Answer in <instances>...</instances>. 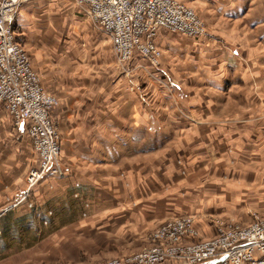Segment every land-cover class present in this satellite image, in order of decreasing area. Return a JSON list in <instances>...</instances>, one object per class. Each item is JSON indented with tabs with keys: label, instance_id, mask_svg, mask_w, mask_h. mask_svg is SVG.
I'll return each instance as SVG.
<instances>
[{
	"label": "crops",
	"instance_id": "obj_1",
	"mask_svg": "<svg viewBox=\"0 0 264 264\" xmlns=\"http://www.w3.org/2000/svg\"><path fill=\"white\" fill-rule=\"evenodd\" d=\"M183 1L204 18L208 35L193 39L162 31L158 44L164 53L163 65L152 68L149 61L137 58L144 66L135 71L143 74L142 93L133 91L119 65L110 69L111 40L92 23L86 34L100 51L58 57L46 52L33 55L34 68L60 100L54 120L65 146L66 181L72 191L82 195L71 203L66 201L72 204L65 206L71 220L94 221L117 212L118 216L110 219H145V226H153L156 219L165 217L156 216L152 208H146L149 216H141L139 199L127 195H95L108 177L99 173L114 171L118 181L126 175L131 185L160 189L187 186V181L193 184L188 173H210L212 159L218 161L237 150L264 157V0ZM49 6V0H39L20 7L15 20L18 36L29 26L38 31L39 16H44ZM18 39L26 48L27 43ZM159 79L167 83H157ZM33 151L23 129L17 132L11 116L0 111V217L6 219L20 209L29 213L27 228L8 229L3 237L25 235L28 229L36 234L42 220L48 224L57 218L54 207L50 214L44 211L42 215L36 205L34 212L26 203L5 205L7 198H19ZM199 163L201 166H196ZM237 172L246 177L244 170L227 171L229 176ZM52 182L50 189L63 188L58 180ZM46 188L42 184L35 187L33 200H39ZM184 215L190 214L180 216ZM197 224L201 237L214 235L213 225L212 234L204 236L201 224ZM93 231L98 232L91 227L89 232ZM5 243L3 250H11ZM100 249L95 255L107 257L127 251L112 245Z\"/></svg>",
	"mask_w": 264,
	"mask_h": 264
},
{
	"label": "built area",
	"instance_id": "obj_2",
	"mask_svg": "<svg viewBox=\"0 0 264 264\" xmlns=\"http://www.w3.org/2000/svg\"><path fill=\"white\" fill-rule=\"evenodd\" d=\"M37 0H0V111L11 116L14 129L26 135L37 163L26 176V187L13 207L29 201L44 179L62 176L61 136L54 120L60 101L45 86L32 58L18 39L15 20L20 7ZM94 28L107 35L120 68L127 76L144 66L159 68L162 31L201 39L204 20L181 0H76ZM159 81L166 84V80ZM133 90H139L134 83ZM76 186H79L77 183ZM79 196V192L75 193ZM195 215L167 219L149 234L148 245L129 255L88 264H264V217L250 222L215 217L214 235L201 237Z\"/></svg>",
	"mask_w": 264,
	"mask_h": 264
},
{
	"label": "rangeland",
	"instance_id": "obj_3",
	"mask_svg": "<svg viewBox=\"0 0 264 264\" xmlns=\"http://www.w3.org/2000/svg\"><path fill=\"white\" fill-rule=\"evenodd\" d=\"M38 1L26 5H34ZM49 2L51 6L48 9H44L43 12L45 15L39 16L40 21L36 26L39 31V36L37 29H32L30 26L25 31H19L21 34L18 37H20V40L24 44L27 43L26 48L28 50H26L31 55L32 61L35 53L46 52L47 55L48 53H52L58 57L63 54L73 56L74 54H83L88 51L92 53L100 51V49L95 48L89 43V36L86 32L89 30L88 25L91 24V21L84 15L76 0H49ZM183 2L186 3L185 1ZM186 4L189 5L188 3ZM40 12L42 15V11ZM198 14L200 15L199 12ZM201 18L204 20L202 16ZM204 22L208 35V26L205 20ZM35 32L37 34L36 37L33 36ZM44 47L46 51L43 50ZM110 51L108 54L111 56V60L113 59V62L109 67L112 70H116V68L121 66L115 60L113 49ZM163 60L164 55L161 59V65H163ZM116 65H119V67H116ZM122 75L129 78L130 86L134 83L137 85L139 90L136 91L138 93L144 91L142 90V84H144L142 80L143 74L140 71L132 76H127L122 71ZM158 82L159 80H157ZM53 94L57 96L55 93ZM60 136L62 142L60 162L65 169V173L62 176H52L44 179L38 185L42 184L48 188H46L47 191L45 190V194L37 201L33 200L32 196L29 199L34 207L36 205V208H40L38 211L42 215L44 211H48L50 214V209L52 207L56 208L55 212H58L57 218L48 224H45L42 220L41 226L36 234L30 229H26L25 235H13L11 232L12 235L10 237L7 235L6 237L4 236L5 239L3 235L6 234L5 231L8 229L15 231L18 228H27L29 223L27 221L29 217L27 218V216H29V213L26 212L28 211L27 209H20L11 212L10 217L5 216L8 217L6 219L1 216L0 264H88L112 257L133 254L148 245L149 234L162 222L183 214L195 215L197 221L201 224L200 226L202 227V231H204V236L212 234L211 223L214 217L219 216L226 220L235 218L238 220L243 219V222L246 223L253 221L255 215L264 217V157L248 155L242 152L247 150H237L234 154L222 155L218 161L212 159L211 164L208 165L212 170L210 173L206 171L188 173L187 179H192L194 182L191 184L187 181V186L181 184L174 185L170 188H141L131 185L132 182L129 183L130 180H128L126 175L122 176L123 178H120V181H118V178L115 177V175H118L117 172L99 173L107 174L106 176L108 177L101 181L100 184L102 187L97 188V194L95 195L115 198L118 195H127L132 199H139L137 207H141V209L139 208L141 216L144 217L150 215L146 208H152L156 216L164 217L165 215L164 218H166L167 212H169V218L156 219L153 226H145L147 223L145 219L138 221L133 219L131 221L132 224H129L131 222L126 220L110 219L118 216L117 212L94 221H91V219L73 221L68 218L69 210L65 206L72 205L67 204V202L69 201L71 203L72 199L76 200L74 197H77L75 196L77 191H72L66 181V162L62 157L63 147L65 146L61 133ZM32 155L33 157L30 163H28L25 179L30 168L37 163V155L34 151ZM200 164L196 166L199 167L201 166ZM233 169L244 170L246 177H243L241 172H237L234 176H229L227 171ZM53 180H58L59 187L62 185L63 188L61 190L50 189L52 183H54L52 182ZM149 183L154 182L151 181ZM212 183L218 185L215 186L214 184L212 186ZM24 184L23 189L26 187V181ZM65 185L66 188H64ZM81 196L79 194L77 198ZM6 201L7 203L5 205H13L16 202V200L12 201V198H7ZM27 207L33 208L32 211L35 210L34 207ZM170 211L172 212L171 214ZM208 211L215 213L209 215L207 213ZM91 227L98 230V232L94 233L93 231L94 234H91L89 232ZM3 238L10 244L11 250H3V247L5 248L7 245L3 241ZM110 245L116 248H125L127 251H121L107 257L95 255V252L101 250L100 247L109 248ZM15 247L17 249L19 248V250H16Z\"/></svg>",
	"mask_w": 264,
	"mask_h": 264
}]
</instances>
